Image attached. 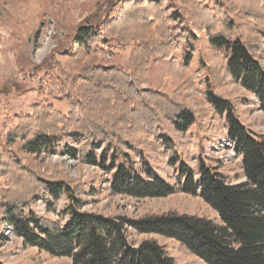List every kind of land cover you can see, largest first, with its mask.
I'll return each mask as SVG.
<instances>
[{
	"label": "trees",
	"instance_id": "16d2710c",
	"mask_svg": "<svg viewBox=\"0 0 264 264\" xmlns=\"http://www.w3.org/2000/svg\"><path fill=\"white\" fill-rule=\"evenodd\" d=\"M37 11L31 2L23 12L3 6L0 16L5 22L22 17L26 25L36 20ZM185 21L205 29L209 43L227 53L208 68L205 82L210 90L205 96L209 110L190 109L178 90L159 92L139 84L150 61L173 59L188 43L193 34L182 26ZM76 33L88 59L81 63L83 51L68 54L59 75L39 86L41 94L67 101L69 114L52 105L36 104L32 113H20L16 122L6 118L10 125L5 134L7 145L0 146V238L3 220L24 246L70 259L71 264H177L153 237L158 234L176 239L204 264H264V133L245 126L231 98L212 90L216 83L236 80L254 95L264 112V66L258 59L264 44V0H119L113 16L97 24L79 25ZM115 40L124 47L132 44L123 66L104 60L110 41ZM185 53L184 69L193 50L186 48ZM161 115L180 132L197 117L224 116L225 137L242 156L243 181L228 182L203 158L198 161L196 178L183 161L188 153L185 146L175 147L169 154L170 162H179L184 175L181 191L198 196L217 218L172 210L136 219L81 211L79 182L60 170L38 175L8 149L39 153L61 135H78L86 141L79 150L67 148V155L105 168L106 156L102 152L97 158L94 148L114 144L115 153L125 160L115 164L116 158H112L105 168L112 171L111 191L134 198L167 197L175 188L149 170L146 177L133 170L124 151L135 145L126 139L124 130L148 132L168 144ZM42 188L50 189L55 197L66 196V220L53 221L23 210L29 201L38 199ZM129 228L142 236L135 245L126 234Z\"/></svg>",
	"mask_w": 264,
	"mask_h": 264
},
{
	"label": "rangeland",
	"instance_id": "374dc122",
	"mask_svg": "<svg viewBox=\"0 0 264 264\" xmlns=\"http://www.w3.org/2000/svg\"><path fill=\"white\" fill-rule=\"evenodd\" d=\"M31 2L37 6L35 21L23 25L26 19L16 18L17 22H5L0 16V146L4 147L5 134L10 128L6 118L17 121L20 113L30 114L36 104L52 105L64 115L70 112L67 101L39 92L40 84L48 82L49 77H56L60 65L68 62V54L83 51L81 63L88 55L77 42L76 29L79 25L92 22L97 24L105 17L113 16L119 0H0V8L15 6L23 12ZM191 34L188 43L174 54L173 59L158 58L150 61L148 69L139 80L141 88L159 92L179 91L182 100L192 110L211 109L206 99L210 86L206 84L208 68L214 67L227 53L213 47L205 29L193 26L185 21L182 25ZM28 37V38H27ZM191 47L192 57L188 68L181 65ZM132 44L124 47L117 41H110L104 60L107 64L123 66L127 61ZM264 66V44L258 55ZM215 92H222L231 98L241 122L249 129L264 133V112L259 101L236 80L227 79L212 86ZM164 135L170 142L163 145L148 132L131 133L124 130L126 139L132 141L134 148H126L128 165L143 177L149 170L172 185L176 192L167 197L134 198L125 194L113 193L110 189L112 171L106 170L116 158L115 164L125 160L115 153V145L109 147L101 143L94 148L97 158L103 154L107 158L105 168L79 161L66 153L67 148L79 150L86 139L78 135H61L39 153L28 154L20 150L13 151L29 170L38 175L49 176L56 170L80 183L77 198L81 201L80 210L95 212L110 217L136 219L150 213L177 211L187 215H200L217 218V213L207 206L198 196L186 195L181 191L184 175L180 163L169 160L170 152L180 145L187 148L183 158L187 166L198 178L197 165L200 158L218 171L225 179L236 184L244 180L238 156L229 139H226L224 116L211 115L197 117L185 131H178L175 126L161 115ZM9 147V146H8ZM116 156V157H115ZM37 200H31L23 207L25 212L53 221L67 219L68 200L64 194L51 195L50 189L42 188ZM134 245L142 236L129 228L126 232ZM159 245L174 258L177 264H204L190 253L179 241L155 234ZM0 264H71L70 259L53 257L47 252L31 246H24L22 238L14 234L11 227L1 221Z\"/></svg>",
	"mask_w": 264,
	"mask_h": 264
}]
</instances>
